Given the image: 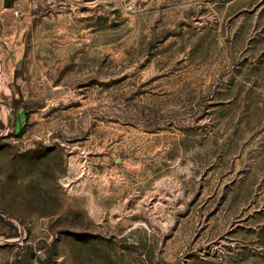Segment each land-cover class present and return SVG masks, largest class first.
<instances>
[{"label": "rangeland", "instance_id": "374dc122", "mask_svg": "<svg viewBox=\"0 0 264 264\" xmlns=\"http://www.w3.org/2000/svg\"><path fill=\"white\" fill-rule=\"evenodd\" d=\"M18 3L0 264H264V0Z\"/></svg>", "mask_w": 264, "mask_h": 264}, {"label": "trees", "instance_id": "16d2710c", "mask_svg": "<svg viewBox=\"0 0 264 264\" xmlns=\"http://www.w3.org/2000/svg\"><path fill=\"white\" fill-rule=\"evenodd\" d=\"M18 0H9V6H4V9L0 11V39L1 41L9 40L15 32L18 30L19 24L16 21L13 10L17 5ZM5 69V64L3 66ZM13 108L18 109L21 107V102L19 100L14 101ZM28 108H26V114L28 113ZM133 248H138L140 245H133ZM145 249V248H144ZM35 251L31 246L24 245L18 249L17 252V263L18 264H36L35 263Z\"/></svg>", "mask_w": 264, "mask_h": 264}, {"label": "crops", "instance_id": "0c3cea01", "mask_svg": "<svg viewBox=\"0 0 264 264\" xmlns=\"http://www.w3.org/2000/svg\"><path fill=\"white\" fill-rule=\"evenodd\" d=\"M19 3H17V5H18ZM4 6H6L5 5V0H0V11L1 10H3L4 9ZM16 19V21H17V18H15ZM18 22V21H17Z\"/></svg>", "mask_w": 264, "mask_h": 264}, {"label": "built area", "instance_id": "2783aa9c", "mask_svg": "<svg viewBox=\"0 0 264 264\" xmlns=\"http://www.w3.org/2000/svg\"><path fill=\"white\" fill-rule=\"evenodd\" d=\"M13 15L15 18H19L21 16V13L19 12L18 9H16V10H13Z\"/></svg>", "mask_w": 264, "mask_h": 264}, {"label": "water", "instance_id": "95a60500", "mask_svg": "<svg viewBox=\"0 0 264 264\" xmlns=\"http://www.w3.org/2000/svg\"><path fill=\"white\" fill-rule=\"evenodd\" d=\"M5 5L9 6V0H5Z\"/></svg>", "mask_w": 264, "mask_h": 264}]
</instances>
